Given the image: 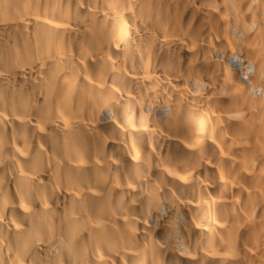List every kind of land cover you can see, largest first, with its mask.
<instances>
[{
    "label": "bare ground",
    "instance_id": "1",
    "mask_svg": "<svg viewBox=\"0 0 264 264\" xmlns=\"http://www.w3.org/2000/svg\"><path fill=\"white\" fill-rule=\"evenodd\" d=\"M0 264H264V0H0Z\"/></svg>",
    "mask_w": 264,
    "mask_h": 264
}]
</instances>
